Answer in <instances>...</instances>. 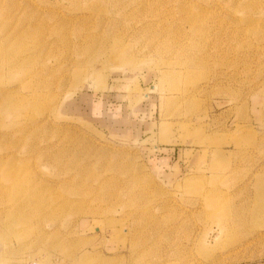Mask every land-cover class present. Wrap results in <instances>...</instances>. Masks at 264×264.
Masks as SVG:
<instances>
[{"label":"rangeland","instance_id":"obj_1","mask_svg":"<svg viewBox=\"0 0 264 264\" xmlns=\"http://www.w3.org/2000/svg\"><path fill=\"white\" fill-rule=\"evenodd\" d=\"M0 264H264V0H0Z\"/></svg>","mask_w":264,"mask_h":264},{"label":"bare ground","instance_id":"obj_2","mask_svg":"<svg viewBox=\"0 0 264 264\" xmlns=\"http://www.w3.org/2000/svg\"><path fill=\"white\" fill-rule=\"evenodd\" d=\"M243 8H244L245 10H247V11H250V7H249L248 5H244ZM190 20H191L192 25H193V26H196V25L192 22L193 19H190Z\"/></svg>","mask_w":264,"mask_h":264}]
</instances>
